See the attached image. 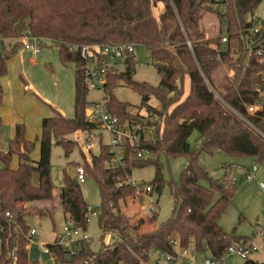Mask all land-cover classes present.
<instances>
[{
    "label": "trees",
    "instance_id": "1",
    "mask_svg": "<svg viewBox=\"0 0 264 264\" xmlns=\"http://www.w3.org/2000/svg\"><path fill=\"white\" fill-rule=\"evenodd\" d=\"M217 1L223 2V12L213 7ZM158 3L163 5V11L156 17L153 8ZM256 5L257 0H0V35L4 39L0 46V78L6 73L7 59L22 46L18 40L22 34L49 40L57 48L62 65L74 64V116L66 118L54 109L52 116L42 119L39 158H31L35 141L25 138L22 124L15 126L8 148L0 149V264H42L29 256L30 228L23 208L26 203L54 199L51 144L62 146L68 154L79 145L68 138L75 132L83 133L87 143L97 138L98 153L89 150L87 157L82 152L79 165L85 176H91L97 184L101 238L108 233L112 242H101L98 251L93 252L88 242L79 240L74 243L78 248L70 253L55 239L44 248L59 264H146L148 252L153 249L175 256L174 241L180 248L190 243L196 251L205 247L214 260H221L232 245L248 243L246 237L228 233L218 224L235 192L231 165H223L224 177L216 181L199 165L198 158L201 153L222 151L233 158L251 157L264 162V108L252 114L246 110L258 97L264 70L257 53L264 48V18L255 35L250 34L252 21L246 19ZM204 13L219 20L227 39L224 45L222 34L205 37L199 26ZM120 43L141 45L149 51L159 84L153 87L134 81V58L128 55L122 72L108 67L102 99L121 123L146 121L154 139L146 140L142 135L136 148L156 159L129 153L135 146L127 143L124 167L108 169L104 162L109 157V147L102 142L97 125L85 117L91 102L86 100V73L78 48ZM221 64L227 65L232 75L224 78L216 91L219 99L211 87L213 74ZM119 80L139 93V109L156 115L157 121H150L139 111H129L127 103L113 96ZM2 96L0 83V103ZM151 97L159 108L148 104ZM193 131L197 132L196 144L190 146L188 139ZM160 153L183 156L186 164L178 180L168 184L174 201L170 218L156 225V213L152 212L146 220L155 226L142 231L144 220L131 221L121 212L120 201L140 196L139 185L128 182L134 167L152 164L155 174L150 185L157 191L162 188L157 160ZM13 157L17 158L16 167L11 166ZM74 180L76 177L72 179L64 170L59 205L75 226L85 229L88 205ZM46 211L52 212L51 208ZM242 264L264 261L246 258Z\"/></svg>",
    "mask_w": 264,
    "mask_h": 264
},
{
    "label": "rangeland",
    "instance_id": "2",
    "mask_svg": "<svg viewBox=\"0 0 264 264\" xmlns=\"http://www.w3.org/2000/svg\"><path fill=\"white\" fill-rule=\"evenodd\" d=\"M161 7L156 4L153 13L157 17ZM211 18V23L205 27L204 21ZM264 18V0L257 3L252 14L247 15V20H252V26H257V19ZM213 21V22H212ZM201 24V26H200ZM206 38L215 37L218 34L225 36L224 29L219 20L211 13H204L199 22ZM40 52L34 56V61H29L28 51L22 46L10 56L6 61V73L0 78L3 96L0 103V149L6 150L9 140L14 134L15 126L22 124L25 128V138L35 141V146L30 153L31 158L39 156V133L42 118L52 116L54 109L66 118L74 116V64L62 65L58 58L57 48L47 39H38ZM214 46V44H210ZM134 72L132 79L139 83H147L157 87L160 77L156 70V64L152 60L149 51L141 46H134ZM114 66L119 72L124 70L123 63H109L108 67ZM232 70L225 64L219 65L213 74V85L211 89L218 91L224 78L231 77ZM185 90L188 81L184 82ZM113 96L129 105V111L135 113L139 111L142 115L152 118L145 108L139 109L141 96L139 93L128 86L123 80H119L117 86L112 90ZM102 99V91L92 88L87 83L86 100L88 102H99ZM148 104L159 108L158 102L151 97ZM38 122V123H37ZM37 123V124H36ZM197 132L193 131L188 142L190 146L196 144ZM68 138L77 140L79 145L65 154L63 147L52 142L50 148V178L54 185V199L52 201L31 202L24 204L26 214L25 221L29 228L35 229V238L29 243V256L46 264V257L43 251L44 245L51 244L55 238L62 233L63 226L68 218H65L62 207L59 205V189L63 185V172L73 179L76 177V168L82 163V152H87L89 144L93 154L98 153L99 144L97 138H93L90 143L85 140L83 133H72ZM103 143L108 142L106 134L102 133ZM146 154L144 157H149ZM152 159H156L150 156ZM160 165V174L163 180L162 188L157 191L150 183L155 174V167L147 164L142 167H134L131 170L129 181L134 185L140 186V205L144 208L135 207L137 197L127 198L124 202L120 201L122 208H129L130 220L137 217L146 218L152 212L156 213L155 224L167 221L172 213L174 201L170 195L169 182L177 181L181 170L185 167L186 161L183 156L171 157L160 153L157 158ZM199 165L209 173L216 181H222L224 177L223 165H231L230 177L235 185V192L218 220L220 227L236 236L246 237L248 243L252 244L253 251L247 258H252L259 262L264 261V239L261 230L264 228V205L262 202L263 193L259 188L258 182L264 183V162H259L251 157L233 158L222 151L214 154L201 153L198 158ZM78 164V165H77ZM11 165H17V158L12 159ZM255 165V179L246 180L245 175L251 167ZM37 182V175L33 177V183ZM204 185H207L203 182ZM151 187L149 192H144L145 186ZM84 200L88 205L87 223L85 229L79 228V238H88L89 248L98 251L101 242L107 244L112 242L110 234H105L101 238L98 225L100 196L95 180L91 176H85L84 181L79 183ZM51 208L52 212L46 211ZM44 210L43 214L38 211ZM96 212V215H92ZM127 216V214H125ZM133 218H132V217ZM132 221V220H131ZM147 221V220H146ZM78 245L73 244L74 251ZM189 258L176 257L177 264H187ZM205 260H212L211 255L204 247L201 251H195L194 263L203 264ZM58 261V260H57ZM244 259L238 253L231 252L223 256V264H242Z\"/></svg>",
    "mask_w": 264,
    "mask_h": 264
},
{
    "label": "built area",
    "instance_id": "3",
    "mask_svg": "<svg viewBox=\"0 0 264 264\" xmlns=\"http://www.w3.org/2000/svg\"><path fill=\"white\" fill-rule=\"evenodd\" d=\"M213 7L219 12H223L224 4L221 1H217L213 4ZM253 20V19H252ZM251 20V21H252ZM261 19H257L258 25L252 26L250 29V34L255 35L259 32L261 28ZM3 37L0 35V46L3 41ZM22 47L28 51L29 59L31 62L34 61V56L38 55L40 52V46L38 44V38L32 37L29 34H22L19 38ZM227 39L226 36L221 37V44L224 45ZM133 43H120L115 45H83L79 50V56L84 62V70L86 73V82L90 83L92 88H97L103 91V84L106 81V74L108 70V64L113 63H123L128 55L134 58ZM73 49H77L74 47ZM260 56V62H264V48L257 50ZM262 83L258 88V97L250 105L246 107L248 113H255L256 111L262 110L264 108V70L261 72ZM216 97L220 99L217 92L212 89ZM103 96V92H102ZM146 117V115H144ZM85 117L87 121L95 123L101 133H104L108 137V142L106 143L109 147V157L104 162V165L108 169H115L117 167L123 168L125 164L126 152L128 150L127 143H133L135 148L129 150V153L136 154L137 157L141 158L146 155V152L136 148L139 145V141L142 135H144L146 140H153L154 136L152 134V129L146 125V121L139 123H121L118 118L112 115L105 104V101L101 99L99 102H91L85 109ZM152 118H148L150 121H157L156 115H151ZM87 150H91L88 144ZM256 171V166L253 165L248 173L245 175V179L250 181L255 179L254 173ZM85 178V173L82 166H77L76 168V181L82 183ZM128 182H130L128 180ZM133 184L132 182H130ZM134 185V184H133ZM259 188L263 193L262 202L264 205V183L258 182ZM151 187L146 185L144 192H149ZM138 191H141L140 186ZM92 215H96V212H92ZM88 215V214H87ZM87 220V216H86ZM264 236V228L261 230ZM35 229H30L29 236L30 242L34 238ZM84 240L88 241V238H79V227L75 226L73 222L69 219L66 220L63 226L62 233L56 237V242L64 249L68 250L70 253L74 252L73 244L76 241ZM176 246V255L173 256L169 253L159 250H150L148 252V260L146 264H177L176 257L179 254L181 257H188L189 260L187 264L194 263L195 249L193 243H190L187 248H180L177 242H173ZM253 251L252 244H234L228 248L227 253L235 252L243 259H246L248 255ZM264 254V252H263ZM203 264H223L221 260H205Z\"/></svg>",
    "mask_w": 264,
    "mask_h": 264
},
{
    "label": "crops",
    "instance_id": "4",
    "mask_svg": "<svg viewBox=\"0 0 264 264\" xmlns=\"http://www.w3.org/2000/svg\"><path fill=\"white\" fill-rule=\"evenodd\" d=\"M158 6H160L161 7V9H160V12L158 13V15L163 11V5L161 4V3H158L157 4ZM211 18L209 19H206V21H204V24H205V27H207L208 25H209V23H211ZM213 22V21H212ZM200 26H201V24H200ZM29 61H30V59H29ZM31 62V61H30ZM1 80V79H0ZM47 117V116H46ZM43 119V118H42ZM42 121V120H41ZM38 123V122H37ZM36 123V124H37ZM40 126H41V123H40ZM40 132H41V128H40ZM76 133V135H79V133L80 132H75ZM39 135H40V133H39ZM13 136V135H12ZM12 136H11V138H12ZM85 155L88 157V151L87 152H85ZM14 158V157H13ZM12 158V159H13ZM39 158V156L36 158V157H34L33 158V160H37ZM12 167H16V166H13V165H11ZM140 199H138L137 198V200H136V204L135 205H132L131 207H132V209L133 208H135V207H138V208H140L141 209V211L144 209V208H142L141 207V205H140ZM122 211H125L126 213L125 214H127V216L129 217V215L131 214V210L129 209V208H122ZM65 215V218H68V216L66 215V214H64ZM132 217V216H131ZM133 218V217H132ZM138 218H142L143 220H144V223L141 225V228H140V230H142V231H144V230H151V229H153V227L155 226V224H149L146 220H145V218L144 217H137V219ZM133 222H134V220H136V219H131ZM32 229V228H31ZM35 233H36V231H35ZM34 238H35V235H34ZM56 239V238H55ZM44 248V247H43ZM28 250H29V246H28ZM43 251H44V253H45V257H46V264H59L58 263V261H57V259H55V258H52L51 256H50V254L48 253V251L44 248L43 249ZM28 253H29V251H28Z\"/></svg>",
    "mask_w": 264,
    "mask_h": 264
},
{
    "label": "water",
    "instance_id": "5",
    "mask_svg": "<svg viewBox=\"0 0 264 264\" xmlns=\"http://www.w3.org/2000/svg\"><path fill=\"white\" fill-rule=\"evenodd\" d=\"M261 0H257V3H259ZM74 184H77V181H73Z\"/></svg>",
    "mask_w": 264,
    "mask_h": 264
}]
</instances>
